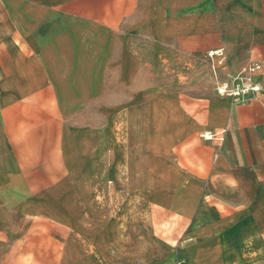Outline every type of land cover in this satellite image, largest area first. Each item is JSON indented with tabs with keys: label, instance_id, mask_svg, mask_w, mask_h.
I'll return each instance as SVG.
<instances>
[{
	"label": "crops",
	"instance_id": "0c3cea01",
	"mask_svg": "<svg viewBox=\"0 0 264 264\" xmlns=\"http://www.w3.org/2000/svg\"><path fill=\"white\" fill-rule=\"evenodd\" d=\"M0 264H264V0H0Z\"/></svg>",
	"mask_w": 264,
	"mask_h": 264
},
{
	"label": "built area",
	"instance_id": "2783aa9c",
	"mask_svg": "<svg viewBox=\"0 0 264 264\" xmlns=\"http://www.w3.org/2000/svg\"><path fill=\"white\" fill-rule=\"evenodd\" d=\"M216 55L222 56L220 52ZM261 69V63L253 62L237 71L225 70V79L216 88V92L221 96L232 99L258 92L259 87L252 82L251 78L261 71Z\"/></svg>",
	"mask_w": 264,
	"mask_h": 264
},
{
	"label": "bare ground",
	"instance_id": "6f19581e",
	"mask_svg": "<svg viewBox=\"0 0 264 264\" xmlns=\"http://www.w3.org/2000/svg\"><path fill=\"white\" fill-rule=\"evenodd\" d=\"M210 137V136H209Z\"/></svg>",
	"mask_w": 264,
	"mask_h": 264
}]
</instances>
